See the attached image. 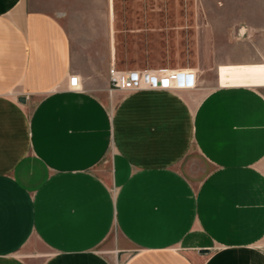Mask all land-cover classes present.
I'll return each mask as SVG.
<instances>
[{
  "label": "crops",
  "instance_id": "1",
  "mask_svg": "<svg viewBox=\"0 0 264 264\" xmlns=\"http://www.w3.org/2000/svg\"><path fill=\"white\" fill-rule=\"evenodd\" d=\"M67 18L0 0V264H264V84L220 72L264 62L113 91L110 29L97 58Z\"/></svg>",
  "mask_w": 264,
  "mask_h": 264
},
{
  "label": "rangeland",
  "instance_id": "2",
  "mask_svg": "<svg viewBox=\"0 0 264 264\" xmlns=\"http://www.w3.org/2000/svg\"><path fill=\"white\" fill-rule=\"evenodd\" d=\"M44 5L67 11L74 42L87 40L97 58L110 29L118 70L164 67L185 70L194 79L197 74L192 87L197 96L217 85L220 64L264 62V0H44ZM184 165L192 180L207 170L195 149Z\"/></svg>",
  "mask_w": 264,
  "mask_h": 264
},
{
  "label": "built area",
  "instance_id": "3",
  "mask_svg": "<svg viewBox=\"0 0 264 264\" xmlns=\"http://www.w3.org/2000/svg\"><path fill=\"white\" fill-rule=\"evenodd\" d=\"M182 69H135L118 70L115 65L108 68V89L113 91H136L140 89H192L193 74ZM181 76V77H180ZM184 79V80H183ZM182 80V81H181ZM80 80L76 75L68 77V86L78 90Z\"/></svg>",
  "mask_w": 264,
  "mask_h": 264
},
{
  "label": "bare ground",
  "instance_id": "4",
  "mask_svg": "<svg viewBox=\"0 0 264 264\" xmlns=\"http://www.w3.org/2000/svg\"><path fill=\"white\" fill-rule=\"evenodd\" d=\"M115 65V64H114ZM220 72L222 73V83H230L227 82V78H229V75L231 73L232 75V82L231 83H238V84H264V65L259 67H248V68H234V69H227L222 67L220 69ZM181 77V76H180ZM184 80V79H183ZM182 81V80H181ZM178 89V88H174ZM170 89V90H174ZM182 89V88H179ZM143 90V89H140ZM148 90V89H144ZM164 90V89H161Z\"/></svg>",
  "mask_w": 264,
  "mask_h": 264
}]
</instances>
